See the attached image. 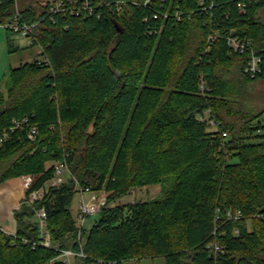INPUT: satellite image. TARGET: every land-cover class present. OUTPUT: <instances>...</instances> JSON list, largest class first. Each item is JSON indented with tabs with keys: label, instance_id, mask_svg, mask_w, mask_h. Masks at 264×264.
Here are the masks:
<instances>
[{
	"label": "trees",
	"instance_id": "trees-1",
	"mask_svg": "<svg viewBox=\"0 0 264 264\" xmlns=\"http://www.w3.org/2000/svg\"><path fill=\"white\" fill-rule=\"evenodd\" d=\"M18 1L25 20L44 18L37 46L50 64L12 69L8 94L0 91V138L15 120L39 127L36 141L17 131L0 143V188L29 178V196L61 162L71 175L22 202L15 236L0 215V264H68L63 250L84 253L76 264H264V107L245 97L264 84V65L252 77L250 54L228 44L238 38L264 54V0H94L88 17ZM14 12L15 0H0V22ZM207 109L218 130L197 120ZM171 176L164 198L126 202ZM78 186L107 198L90 229L73 216ZM41 209L56 247L41 245Z\"/></svg>",
	"mask_w": 264,
	"mask_h": 264
},
{
	"label": "built area",
	"instance_id": "built-area-1",
	"mask_svg": "<svg viewBox=\"0 0 264 264\" xmlns=\"http://www.w3.org/2000/svg\"><path fill=\"white\" fill-rule=\"evenodd\" d=\"M19 4V1L15 0L14 15L10 19L0 22V28L5 29L13 35H16L19 39L25 40L30 47L36 46L38 48V58L35 61L38 64L49 65L50 60L45 55L44 48H42L40 45L37 46L38 40L36 37L37 30L44 18L37 19L36 21L25 20ZM122 4V2H119L117 4L118 11L122 10ZM38 7L46 15L70 14L76 17H88L95 15L97 10V6L95 5L94 0H40ZM244 7V5H240V9L242 11H244ZM228 44L231 49L235 52H248L250 54L246 73L252 75V77H255L258 73H261L262 67L264 65V54H255L250 42L243 41L238 38L230 37L228 39ZM202 87H204V85ZM197 120L202 123L208 124L211 128H215L217 130L219 129V123L212 115L210 109H207L203 113L198 114ZM17 131L26 133L27 138L30 141H36L39 135L38 125L35 123H31L30 119L26 117L20 120H15L10 130L5 129L2 132L0 143L7 141L10 137V134H13ZM223 136L226 137L227 133H223ZM69 175H71V173L66 162L56 164L55 174L52 181H50V183H48L45 187L32 192L29 196H27V194L25 195L26 190L23 191L24 193L21 197L24 200H22L21 202L27 201L28 203H34L43 200L48 187L60 186L66 181L67 176ZM21 180H23V178H21ZM13 190L15 191L16 189ZM78 190L81 196V200L77 219V226L79 228H82L85 226V222L88 217L99 215L102 212V210L107 205V198L105 196L99 195L96 192H92L90 189L83 190L78 186ZM11 192L7 194H1L0 192V215L2 219L5 220V222L10 223V225H16L14 214L21 207V204L19 203L21 197L15 203L12 201L14 195ZM134 194L135 192L131 191V195ZM241 217V211L228 212L229 220H237ZM37 219L42 240L41 245L46 248L56 247L53 245L51 235L48 229L47 213L45 209H41L37 212ZM2 230L4 232H7L4 228H2ZM7 233H9V235L15 236V230H9ZM215 249L216 251H218L222 250L223 248L216 246ZM60 257L64 260L65 263L73 264L72 259H75L77 257L85 258V255L83 252L75 253L72 250H63L61 252Z\"/></svg>",
	"mask_w": 264,
	"mask_h": 264
},
{
	"label": "rangeland",
	"instance_id": "rangeland-1",
	"mask_svg": "<svg viewBox=\"0 0 264 264\" xmlns=\"http://www.w3.org/2000/svg\"><path fill=\"white\" fill-rule=\"evenodd\" d=\"M20 3V2H19ZM21 4V3H20ZM19 4V5H20ZM21 7V6H20ZM8 38H10L12 45L16 49L14 52H10L9 46H8ZM38 48L37 47H30L28 43L25 40L19 39L16 35L11 34L10 32L6 31L5 29L0 28V91L4 94H8L9 88L11 86L10 82V72L12 69L18 68L21 65L32 63L38 58ZM263 91H264V84L262 83H254L249 85L245 90V97L248 100V104L254 106L256 109L261 110L264 107V97H263ZM212 130H217L215 128H212ZM176 178L174 176H171L166 180V182L162 185L156 186V187H148L139 189L135 192L134 195L129 196L126 198V202H138V201H148L152 200L154 198L162 199L165 197L167 192L172 190ZM29 178H23V180H17L14 181L11 185L16 187L17 194L22 195V192L26 190L25 195L27 193V186L31 182ZM10 185L2 186L5 189L1 194H6L11 191H8L6 187H9ZM104 192V191H102ZM97 193V192H96ZM18 195V196H19ZM22 197L19 200V203L22 204ZM81 196L80 193H78L73 201L72 205V211L73 216L77 220V210L80 205ZM12 201L14 202V199L12 198ZM99 215H95L92 217H88L85 222V228L90 229L95 222L96 219H98ZM3 220V226L4 229L8 232L9 230H15L16 225L13 224L10 226L9 223L4 222ZM9 230H8V229ZM5 232V233H7ZM9 234V233H7ZM73 264H76L74 259H72ZM124 264H167L166 260L162 257L155 258V259H143L141 261H128Z\"/></svg>",
	"mask_w": 264,
	"mask_h": 264
},
{
	"label": "crops",
	"instance_id": "crops-1",
	"mask_svg": "<svg viewBox=\"0 0 264 264\" xmlns=\"http://www.w3.org/2000/svg\"><path fill=\"white\" fill-rule=\"evenodd\" d=\"M3 188V187H2ZM13 189H16V187L15 186H9V188H8V191L10 190V191H12L11 193L14 195V196H16V197H20V195L19 194H17V192H16V190L14 191ZM0 192L2 193L3 191H1V189H0ZM23 193L24 192H22V195H23ZM7 194V193H6ZM19 195V196H18ZM21 195V196H22ZM79 207H80V205H79ZM79 207H78V210H77V212L79 213ZM78 213H77V215H78ZM2 221H3V219H2ZM5 222V221H4ZM6 223H8V222H6ZM10 224V223H9ZM13 225V224H12ZM12 225H10V226H12Z\"/></svg>",
	"mask_w": 264,
	"mask_h": 264
}]
</instances>
